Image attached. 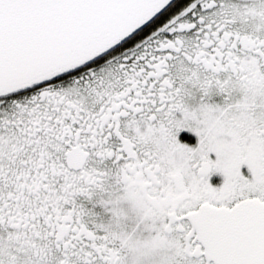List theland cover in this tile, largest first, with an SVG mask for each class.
<instances>
[{
  "label": "snow or ice",
  "instance_id": "obj_1",
  "mask_svg": "<svg viewBox=\"0 0 264 264\" xmlns=\"http://www.w3.org/2000/svg\"><path fill=\"white\" fill-rule=\"evenodd\" d=\"M0 264H264V0H0Z\"/></svg>",
  "mask_w": 264,
  "mask_h": 264
}]
</instances>
